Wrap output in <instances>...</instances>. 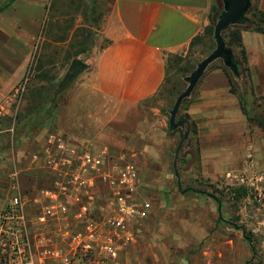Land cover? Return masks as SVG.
Masks as SVG:
<instances>
[{"label":"crops","instance_id":"crops-1","mask_svg":"<svg viewBox=\"0 0 264 264\" xmlns=\"http://www.w3.org/2000/svg\"><path fill=\"white\" fill-rule=\"evenodd\" d=\"M47 5L48 0H0V107L8 105L6 115H15L8 96L24 76L36 38L35 29L40 26L39 13ZM100 5L107 18L103 34L109 42L105 48L93 50L87 71L79 76L82 85L72 101L67 99L68 102L58 105L57 134L64 145L73 148L89 145L141 153L153 149L152 160L171 173L174 164L169 155L175 149L176 139L168 137L170 129L168 133L163 129L170 127L169 118L163 110H156L155 116L142 114L143 108L162 91L170 57L186 58L200 47L210 50V55L216 49L207 32L213 27L215 7L223 8V1L100 0ZM253 6L264 13V0H253ZM241 37L252 83L256 92L264 95V34L241 29ZM196 39L200 43L193 46ZM231 89L226 72L217 63L207 71L183 110L199 131L204 165L213 164L222 171L229 165L242 171L244 146L253 124ZM156 121H161L162 126L158 135ZM15 129L6 117L0 119V138L15 133ZM34 141L41 142L42 137L25 141V152L33 154ZM252 150L257 153L262 146L252 144ZM262 159L256 156L259 163ZM25 160L26 181L41 185L45 178H54L50 170L36 169L31 158ZM190 205L183 211L184 218L173 223L182 224L186 248H200V255L191 256L193 264H257L258 256L264 257L263 208L248 211L253 219L245 225L242 217L229 220L232 213L239 217L244 216V211L229 213L223 207L220 211L206 199ZM4 208L0 205V212ZM177 213L173 215H181ZM157 215L153 207L141 239L144 243L159 235ZM236 227L253 236L255 253L244 232Z\"/></svg>","mask_w":264,"mask_h":264},{"label":"rangeland","instance_id":"rangeland-1","mask_svg":"<svg viewBox=\"0 0 264 264\" xmlns=\"http://www.w3.org/2000/svg\"><path fill=\"white\" fill-rule=\"evenodd\" d=\"M102 9L103 5H100V0H48L44 11L39 13L40 26L35 29L36 38L32 45L31 57L26 65L23 78L8 96V102L16 89L24 86L26 91L20 94L16 101L9 103L15 115L12 117L8 114L3 117H6L7 123L14 124L16 128L15 133L4 134L0 138V205L3 208L14 195L11 179L13 174L20 173L23 194H29L30 190L43 188L51 182L50 178L44 179L45 185H43L44 182L37 185L39 183L26 181L23 176L25 161H27L25 159L31 158L34 167L42 170L44 165L42 161L48 147L53 150L52 160L60 159L59 155L62 151L59 147L63 143L59 141L61 136L57 134L56 109L59 104L68 102L67 99L72 101V96L78 93L82 85L79 78L82 73L70 82L71 84L66 89H61L64 85H68L65 81L76 60L88 65L93 50L103 49L108 45L109 41L103 34L107 18ZM34 16L36 17V14ZM209 53L210 50L200 47L181 61L171 63L167 72L168 81L158 97L143 108L142 114L149 113L155 116L156 110L169 112L177 100L175 96L188 86L185 78ZM263 96L255 89V97L251 98L249 109L254 117H259L264 113V102L261 99ZM2 106L8 109V105ZM46 109L48 110L45 111ZM181 115H185V110H181ZM155 123L157 124L156 134H160L161 121ZM163 129L168 133L169 128L163 127ZM183 133L182 129L168 133L169 138L176 139V146L173 145L175 149H172L169 155L172 162ZM52 135L55 136L51 142L53 144L49 142ZM35 137H42V141H34L36 148L33 154L30 151L25 152L24 142ZM246 140L243 170L239 171L240 168H231L229 165L223 171L222 169L217 170L213 164L206 166L203 163L197 129V132L192 135V144L189 149L180 153L178 164L182 188L201 191V193L192 195H185L180 191L174 169L171 173H166L152 160L153 149L151 152L144 153L136 150L111 151L109 149L115 159L125 155L127 160L135 165L139 176L140 196L143 200L152 203L158 213L157 219H159V235L156 238L146 243L140 241L137 245L124 249L113 264H193L191 256L200 255V248H186L185 244L188 243L185 232L181 228L182 224L176 225L173 221L183 219V211L190 208V204L200 202L202 199L209 200L218 206L213 198L216 197L222 202V207L230 211L229 213L244 211V216L239 217L233 216L232 213L229 220L232 222L242 217L246 222L245 225L249 224L253 217L248 215V211L257 208L264 209V200L262 202L256 200L257 190L255 186H252L256 184L257 178L264 177V132L253 124ZM147 143L150 146V143ZM252 144L262 146V151L256 153L252 150ZM104 148L80 145L79 151L83 156L89 150ZM65 149L71 151L73 147L65 145ZM257 155L263 158L262 163L256 160ZM252 162L253 172L247 175L246 184L235 179L234 175L244 172ZM260 186L264 192V180ZM242 189L247 192L244 193ZM174 212L181 215L175 216ZM251 238L253 240L252 235ZM257 260V264H264L263 256L261 258L258 256Z\"/></svg>","mask_w":264,"mask_h":264},{"label":"built area","instance_id":"built-area-1","mask_svg":"<svg viewBox=\"0 0 264 264\" xmlns=\"http://www.w3.org/2000/svg\"><path fill=\"white\" fill-rule=\"evenodd\" d=\"M25 91L16 89L9 103ZM6 114L0 107V119ZM59 148L57 161L45 150L43 168L54 173L45 187L23 194L20 173L12 175L14 195L0 212V264H113L145 236L153 206L140 196L135 165L107 147L83 156L80 146ZM252 168L253 162L235 179L246 184ZM256 180L262 202L264 177Z\"/></svg>","mask_w":264,"mask_h":264},{"label":"trees","instance_id":"trees-1","mask_svg":"<svg viewBox=\"0 0 264 264\" xmlns=\"http://www.w3.org/2000/svg\"><path fill=\"white\" fill-rule=\"evenodd\" d=\"M252 2H253V0H252ZM214 12H215V14H214V18H213V27L207 33L210 34L211 37L213 38V40L215 41V39H214L215 27L217 25L220 14L223 12V8H221L220 6H216L214 9ZM249 16H251V17L249 18ZM241 29H249V30H252L254 32L264 34V13L259 12L258 9L252 5V8L249 11L248 15L246 16L245 22L243 24L232 26L223 33V37H224V40L226 41L227 47L232 49L234 54L235 53L237 54V55H235V58H236V63L238 64L239 75L234 74L232 72V70L230 68L226 67L221 60L214 63L212 66H214L215 64L220 62L219 66H221V68H223L224 71L226 72V74L229 78V81L231 83L232 93L239 97L240 103L242 106V110L246 114L249 123L250 124H256L264 132V113H262L259 117H254V116H252L251 111L249 110L250 106H251V98L253 99L255 97V89H254V85L252 83L250 69H249L248 63H247V57H246V53H245L243 43H242ZM198 43H200V39H196L192 45L195 46ZM170 59H172V60L170 61ZM181 59H184V58L179 57V56L170 57L168 60V63H167V65H168L167 72L169 71V67H170L171 63L181 61ZM193 71H191L187 77H189ZM167 78H168V75H167ZM167 78H166V82L168 81ZM65 83L68 85L67 86L64 85L61 90L66 89L71 84L70 82L67 81V78H66ZM183 92H181L180 94H177L175 96L176 99ZM261 99L264 102V96L261 97ZM189 100H190V98L184 102L183 107L185 106V104ZM175 103H176V100L174 102V105H175ZM174 105H173V107H174ZM183 107H182V109H183ZM172 109L166 113L169 120H170V113H171ZM47 110L48 109H46L45 111H47ZM179 120L188 121L189 126H190V138L186 141V143L184 144V146L181 150V152H184L185 150L189 149V147L191 146L192 135L197 132V128H196V125L194 123L190 122L189 117L187 115H183V116L181 115V111L179 114ZM169 129H170V133H174V130H172L170 127H169ZM184 135H185V131L183 133L181 140L183 139ZM180 141H179V143H180ZM173 164H174V160H173ZM174 172H175V170H174ZM177 185H178V188L180 189V191L182 193H184L185 195H192L194 193H196V194L201 193V191H196V190L191 189V188L183 189L181 186V183L177 182ZM242 190L245 191L244 193L247 192L245 189H242ZM213 198L217 202L218 207L221 211L222 210V202L219 199H217L216 197H213ZM236 228L239 230H242L244 232L245 240L248 243H250V245L252 246L254 253H255V248L252 245L251 234L249 232H247L246 229H244V228H240V227H236ZM250 264H251V262H250Z\"/></svg>","mask_w":264,"mask_h":264},{"label":"water","instance_id":"water-1","mask_svg":"<svg viewBox=\"0 0 264 264\" xmlns=\"http://www.w3.org/2000/svg\"><path fill=\"white\" fill-rule=\"evenodd\" d=\"M223 12L220 14L217 25L215 27L214 39L216 42V49L201 61L192 74L185 79L188 83L185 91L177 98L176 103L170 113L169 126L172 130L177 131L182 129L185 131L183 139L180 141L175 152L174 170L178 183H181L180 173L178 170L179 156L181 150L190 138L189 122L179 120V114L186 100L191 98L196 91L198 85L206 75L209 68L221 60L224 65L232 70L236 75H239L238 64L236 63L235 54L232 49L227 47L224 40L223 33L232 26L241 25L245 22L246 16L252 8V0H222ZM86 63L76 60L67 75V81H74L81 73L87 71Z\"/></svg>","mask_w":264,"mask_h":264}]
</instances>
